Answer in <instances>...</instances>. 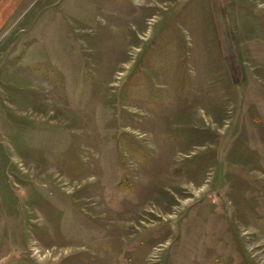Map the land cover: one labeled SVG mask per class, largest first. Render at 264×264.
<instances>
[{
	"label": "rangeland",
	"instance_id": "1",
	"mask_svg": "<svg viewBox=\"0 0 264 264\" xmlns=\"http://www.w3.org/2000/svg\"><path fill=\"white\" fill-rule=\"evenodd\" d=\"M0 264H264V0H0Z\"/></svg>",
	"mask_w": 264,
	"mask_h": 264
}]
</instances>
